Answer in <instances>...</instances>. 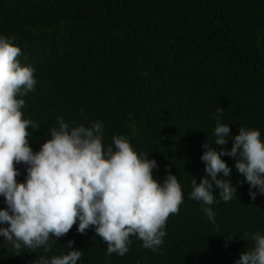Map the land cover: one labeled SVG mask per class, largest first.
<instances>
[{
	"label": "trees",
	"instance_id": "obj_1",
	"mask_svg": "<svg viewBox=\"0 0 264 264\" xmlns=\"http://www.w3.org/2000/svg\"><path fill=\"white\" fill-rule=\"evenodd\" d=\"M0 35L12 37L20 64L34 69V90L18 97L23 118L37 126L27 129L33 152L57 117L70 127L99 120L102 144L129 137L138 154L155 159L156 179L166 168L177 176L183 196L155 252L130 235L123 256L107 255L91 226L81 234L74 224L57 241L50 236L47 253L0 248V264L67 254L68 241L82 253L77 264H233L252 247L248 235L264 234V195L250 199L234 158L221 157L237 191L207 206L215 223L189 198L193 178L205 177L202 145L231 148V139L213 142L217 108L231 136L258 129L264 141V0H0ZM14 166L23 182L25 166Z\"/></svg>",
	"mask_w": 264,
	"mask_h": 264
},
{
	"label": "clouds",
	"instance_id": "obj_2",
	"mask_svg": "<svg viewBox=\"0 0 264 264\" xmlns=\"http://www.w3.org/2000/svg\"><path fill=\"white\" fill-rule=\"evenodd\" d=\"M20 48L12 37L0 35V197L5 208L0 209V237L3 246L11 245L34 251L51 250L50 236H64L74 224L78 233L90 226L106 242V254L123 256L131 243L130 235L142 241L144 248L156 251L166 235L164 225L169 214H175L183 202L177 176L166 168L162 182L154 176L158 169L155 159L137 153L129 137L114 135L110 145L102 144L103 124L99 120L90 126H69L57 117L58 127L50 128V137L33 152L27 129H37L30 119L23 118V97L34 90V69L22 66L17 59ZM223 110L217 108L213 117L216 145L231 148L219 152L205 143L200 156L205 177L192 180L190 199L202 202V211L212 223L215 214L211 206L216 197L228 202L236 196L237 187L230 179L231 169L221 159L234 158L233 167L249 186V197L264 195V141L258 129L241 127L231 136L229 125L221 123ZM131 134H136L130 125ZM25 166L23 182H17L20 171L14 165ZM218 173L222 174L218 177ZM239 185V182L236 184ZM218 189V195H213ZM255 189L256 191H252ZM253 245L242 251L233 264H264V234L248 235ZM228 240L231 236L227 237ZM58 256H40L36 264H77L82 253L68 241Z\"/></svg>",
	"mask_w": 264,
	"mask_h": 264
},
{
	"label": "rangeland",
	"instance_id": "obj_3",
	"mask_svg": "<svg viewBox=\"0 0 264 264\" xmlns=\"http://www.w3.org/2000/svg\"><path fill=\"white\" fill-rule=\"evenodd\" d=\"M0 227H5V225H0ZM9 245L3 246V238L0 237V248H7Z\"/></svg>",
	"mask_w": 264,
	"mask_h": 264
}]
</instances>
